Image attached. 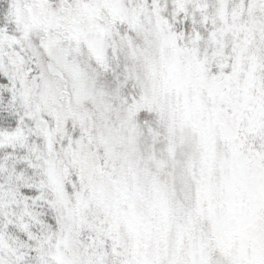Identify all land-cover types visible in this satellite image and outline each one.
I'll return each instance as SVG.
<instances>
[{"label":"snow or ice","instance_id":"6c2138e0","mask_svg":"<svg viewBox=\"0 0 264 264\" xmlns=\"http://www.w3.org/2000/svg\"><path fill=\"white\" fill-rule=\"evenodd\" d=\"M0 264H264V0H0Z\"/></svg>","mask_w":264,"mask_h":264}]
</instances>
